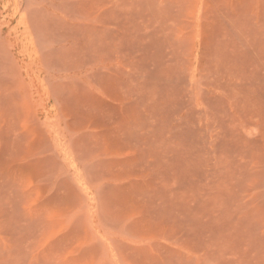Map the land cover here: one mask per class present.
Here are the masks:
<instances>
[{
	"label": "rangeland",
	"instance_id": "1",
	"mask_svg": "<svg viewBox=\"0 0 264 264\" xmlns=\"http://www.w3.org/2000/svg\"><path fill=\"white\" fill-rule=\"evenodd\" d=\"M0 264H264V0H0Z\"/></svg>",
	"mask_w": 264,
	"mask_h": 264
}]
</instances>
